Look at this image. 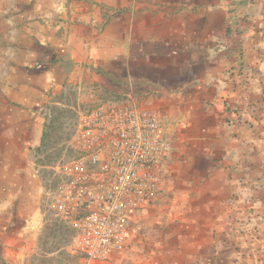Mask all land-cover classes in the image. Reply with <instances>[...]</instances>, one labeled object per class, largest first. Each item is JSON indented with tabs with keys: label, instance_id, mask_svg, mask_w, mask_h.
I'll list each match as a JSON object with an SVG mask.
<instances>
[{
	"label": "crops",
	"instance_id": "0c3cea01",
	"mask_svg": "<svg viewBox=\"0 0 264 264\" xmlns=\"http://www.w3.org/2000/svg\"><path fill=\"white\" fill-rule=\"evenodd\" d=\"M71 87L159 111L172 147L142 242L92 264H264V0H0V264L37 250L41 114Z\"/></svg>",
	"mask_w": 264,
	"mask_h": 264
},
{
	"label": "built area",
	"instance_id": "2783aa9c",
	"mask_svg": "<svg viewBox=\"0 0 264 264\" xmlns=\"http://www.w3.org/2000/svg\"><path fill=\"white\" fill-rule=\"evenodd\" d=\"M159 111L115 104L79 113L75 155L52 168L46 207L71 232L68 252L108 261L142 242L138 214L158 199L172 147Z\"/></svg>",
	"mask_w": 264,
	"mask_h": 264
},
{
	"label": "rangeland",
	"instance_id": "374dc122",
	"mask_svg": "<svg viewBox=\"0 0 264 264\" xmlns=\"http://www.w3.org/2000/svg\"><path fill=\"white\" fill-rule=\"evenodd\" d=\"M93 90L88 89V87H82L79 92L77 90H74V88H67L62 93V98L60 99V105L59 107H62L64 110L66 109V112L60 114V118L58 121L54 123V127H57L58 130L56 131V137H64L67 132H72V136L75 132V128L77 125V120L79 113L83 112L84 110L90 109L94 106H99L103 104H114V102H111V100L102 101L98 98L93 97ZM102 101V102H101ZM62 103V104H61ZM52 103L46 105L43 109V112L41 114L44 122H43V130L45 129L46 119L45 116L49 114V107ZM64 105V106H63ZM72 138V137H71ZM71 138L68 143L69 149H63L59 156L56 157V159H53L49 164L48 167L41 168V183L43 189L47 192L51 187L54 186V183L56 182V177L53 174L52 168L56 166L59 163H63L71 159L75 153L71 146ZM58 149H61V146L58 145ZM49 153V152H48ZM50 153H53V150L50 151ZM47 153H40L37 156L35 155L36 161L38 159H45ZM47 165V164H46ZM41 231L38 235L37 240V250L35 254L33 255H39L41 254V251L44 249L45 251L52 250V247H54L52 244L56 243L58 238L52 239L51 237H47L48 231H45L44 228H46L50 221H53L55 218L53 215L47 211L46 202L45 200L41 201ZM45 242V243H44ZM44 243V245H42ZM68 252V250H67ZM69 253V252H68ZM56 254H54L55 256ZM32 257L30 258V260ZM32 261V260H31ZM31 264H33L31 262ZM34 264H40L38 261H35ZM64 264V263H63ZM74 264H79V261H76Z\"/></svg>",
	"mask_w": 264,
	"mask_h": 264
},
{
	"label": "trees",
	"instance_id": "16d2710c",
	"mask_svg": "<svg viewBox=\"0 0 264 264\" xmlns=\"http://www.w3.org/2000/svg\"><path fill=\"white\" fill-rule=\"evenodd\" d=\"M59 106L61 105L52 103L49 107V114L45 116L46 124L43 130L41 145L35 152L36 156L40 153H47L45 159L37 160V164L41 168L48 167V164L53 159H56L64 148L69 149L68 143L72 137V132H67L64 137L55 136L58 128L54 127V123L59 120L60 114L66 112V109L64 110ZM58 145L61 146V149H58ZM52 150L53 153H50ZM44 229L48 231L47 237H51L52 239L58 238L59 241L52 244L54 246L52 250L45 251L43 249L41 254L33 255L31 259L33 264L35 261H38L40 264H74L76 261H79L80 257L71 255L67 252L73 235L64 224L54 219L50 221L49 225ZM44 243L42 245H44ZM54 254L56 255L54 256Z\"/></svg>",
	"mask_w": 264,
	"mask_h": 264
}]
</instances>
